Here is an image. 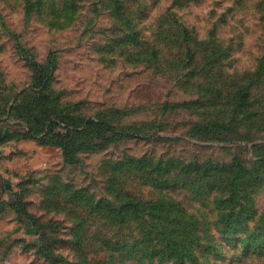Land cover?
<instances>
[{"label":"rangeland","instance_id":"1","mask_svg":"<svg viewBox=\"0 0 264 264\" xmlns=\"http://www.w3.org/2000/svg\"><path fill=\"white\" fill-rule=\"evenodd\" d=\"M32 2L0 0V264H49L38 253L34 228L5 205L18 199L28 215L57 227L51 235L54 251L63 257L62 264H70L74 217L86 216L90 233L111 226L102 220L107 205L103 202L114 200L107 191L112 185L106 184L105 167L130 160L213 167L238 163L249 175H262L255 161L264 155V129L258 126L263 110L252 127L234 124L224 138L214 139L216 119L228 109L212 88H197L202 78L188 73L189 57L183 56L187 45L194 49L196 43L207 42L219 47L224 73L253 72L264 56V0H121L120 13L112 0ZM48 61L52 79L47 88L42 85V93L51 102L42 101L45 108L65 109L78 121L92 117L121 126L115 128L120 135L106 148L93 149L79 144L86 134L82 137L80 124H73L71 164L65 162L57 141L21 137L26 126L15 112L9 117V104L3 109L6 101L11 106L35 97L21 93L11 100L31 87V65ZM263 95L260 82L254 93L257 110L264 106ZM172 176L171 172L161 180ZM150 187L141 185L134 191L151 199L155 190ZM72 194L77 208L45 207L50 198L60 201ZM165 195L199 220L204 235H213L211 248L205 241V264H264V237H256L244 249L241 234L230 236L233 232L216 224L213 196L194 198L184 190ZM90 200L97 214L91 217L86 205ZM249 202L256 214L264 213V179L253 187ZM254 223L248 221L244 229L254 232Z\"/></svg>","mask_w":264,"mask_h":264},{"label":"trees","instance_id":"2","mask_svg":"<svg viewBox=\"0 0 264 264\" xmlns=\"http://www.w3.org/2000/svg\"><path fill=\"white\" fill-rule=\"evenodd\" d=\"M25 3H33L34 0H21ZM74 5L75 1H71ZM116 11L120 13L121 0H112ZM207 42H198L191 49L186 46L184 58L185 68L193 77L202 78L197 85L200 91L213 90L220 98L222 106L228 111L216 119L217 126L214 127L212 136L214 139L224 138L227 130L232 125L242 124L252 127L253 118L257 117L260 110L258 126L264 129V106L259 110L255 109L254 102L256 89L260 82L264 83V56L257 61V67L253 72L239 74H226L223 70L222 58L219 54V47L213 48ZM188 52H190L188 54ZM34 63V62H33ZM31 65L34 69L32 85L26 91L16 93L11 100L20 96L35 97L32 102L24 100L19 104L6 101L3 109L7 106L8 115L12 113L20 118L26 130L20 131V136L29 139H38L42 143L57 141L63 151L65 162L74 163L71 159L73 153L69 152V145L74 140L75 128L73 124L81 126L77 130L86 139L79 143L83 147L93 149L106 148L113 142L114 138L120 135L121 126H114L105 121L88 117L80 121L54 106L45 108L51 100L42 93V85L47 88L52 73L48 67L51 61L44 65ZM189 77V76H187ZM218 82V83H217ZM40 87L39 91H32ZM192 90H194L192 88ZM254 99L253 102H251ZM264 103V95L261 97ZM42 101L45 102L42 104ZM24 121V123H23ZM61 128L60 130H55ZM220 130L218 131L217 130ZM63 130V132L61 131ZM197 130V128H195ZM198 134V133H197ZM193 138H196L192 136ZM201 138L198 135L199 139ZM70 140V141H68ZM78 146V145H77ZM165 164L143 165L141 160H130L121 163L114 168L105 167L103 173L107 179L106 184L114 200L105 201L102 220L105 224L111 225L103 228L101 233H90L89 227H85L87 217H74L71 228L72 261L70 264H205L207 256L205 241L211 248L213 235L202 233L199 229V220L188 213L181 202L165 195L167 191L184 190L192 197L213 196L211 204L216 213V224L225 229L230 236L238 237L245 244L244 249L256 240V237H264V213L256 214L249 208V197L253 187L258 186L264 179V155L256 157L255 163L261 164L262 175L258 172L249 175L240 164L233 166H198L194 164H180L175 160L165 161ZM173 173L169 181L161 180L163 176ZM132 175L134 180H132ZM138 181V182H137ZM141 185L152 186L151 192L154 197L145 199L137 194L136 188ZM152 191V190H151ZM166 191V192H164ZM75 194V193H74ZM110 194V195H111ZM53 200V198H52ZM77 197L69 195L60 201H46L45 207L72 205L79 207ZM117 200V202H116ZM5 205L15 209L20 220L25 219L36 231L38 253L49 262V264L63 263L64 259L54 251L55 241L52 242L51 235L57 232V227L48 222L41 223L39 218L28 215L24 211L25 203L21 200H14L12 203L6 201ZM89 206L88 215L95 213L94 204L86 203ZM19 212H22L21 216ZM108 213V214H107ZM107 214V215H106ZM97 215V214H96ZM101 217V216H99ZM70 220V219H69ZM255 220L254 232L244 229L248 221ZM53 226V227H52ZM55 227V228H54ZM237 231V232H236ZM56 237H53L55 240ZM206 246V248H207ZM255 247L254 249H257Z\"/></svg>","mask_w":264,"mask_h":264}]
</instances>
